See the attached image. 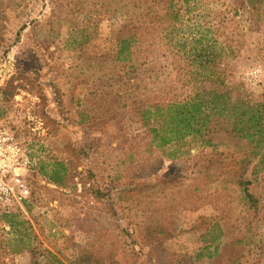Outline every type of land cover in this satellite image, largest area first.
I'll list each match as a JSON object with an SVG mask.
<instances>
[{
	"label": "rangeland",
	"instance_id": "rangeland-1",
	"mask_svg": "<svg viewBox=\"0 0 264 264\" xmlns=\"http://www.w3.org/2000/svg\"><path fill=\"white\" fill-rule=\"evenodd\" d=\"M247 1L189 0L187 13L181 0H0V128L38 162L29 198L10 210L18 224L0 218V264H50L49 253L66 264H264V172L248 141L216 132L213 145L188 136L157 148L143 120L199 82L212 88L211 68L233 97L264 104V0ZM199 23L236 57L200 69L174 56ZM54 160L62 184L39 172Z\"/></svg>",
	"mask_w": 264,
	"mask_h": 264
},
{
	"label": "trees",
	"instance_id": "trees-1",
	"mask_svg": "<svg viewBox=\"0 0 264 264\" xmlns=\"http://www.w3.org/2000/svg\"><path fill=\"white\" fill-rule=\"evenodd\" d=\"M252 1L248 0L247 3L250 5ZM181 3L185 5L183 10L188 13L189 0H181ZM179 12L175 13L173 17L176 22L180 20ZM169 16L171 17L172 14L169 13ZM170 25L173 24L162 26V29L171 32L173 27ZM209 28L206 23H199L197 27H193L190 38L193 40L194 46H186V39H189L184 37L186 39L183 41L172 43L173 55L180 54L181 58L188 63L189 61L197 63L200 69L206 68L208 64H213L216 58L218 61H222L223 55L229 58L236 57L237 52L229 44L207 36L210 34ZM130 38L133 37L130 36ZM168 40L169 38H167V42ZM129 41V38L119 40L118 56L124 51L126 43ZM213 44L218 45L219 53L211 51ZM209 76L215 83L212 88L201 87L199 82V88H196L193 94L183 101L157 103L143 111V114H148L147 116L150 117L143 118L144 123L148 124V131L151 134L150 142L157 148H163L168 144L181 141L185 137L195 136L203 144L213 145L216 132L236 135L238 138L248 141L252 147L251 155L257 157V163L260 165L261 171L264 172V104L251 102L240 94L233 97L230 89L224 84L222 74L214 72L212 68L209 69ZM203 78L207 79L206 75ZM65 170L63 163L57 160L41 164L39 168V172L43 176L57 184L63 183L62 176ZM244 182L240 181L239 183L244 197L254 202L253 196L242 186L245 184ZM16 217L17 215L12 211L4 212L0 216L10 226L18 224ZM49 254L52 258L50 264H66L55 255Z\"/></svg>",
	"mask_w": 264,
	"mask_h": 264
},
{
	"label": "built area",
	"instance_id": "built-area-1",
	"mask_svg": "<svg viewBox=\"0 0 264 264\" xmlns=\"http://www.w3.org/2000/svg\"><path fill=\"white\" fill-rule=\"evenodd\" d=\"M249 75L256 77L257 69ZM250 76V77H251ZM37 159L14 133L0 128V215L9 212L29 198L31 189L29 173H38Z\"/></svg>",
	"mask_w": 264,
	"mask_h": 264
}]
</instances>
